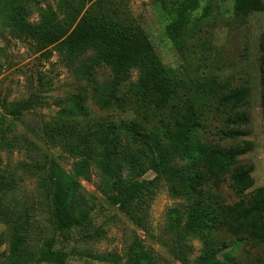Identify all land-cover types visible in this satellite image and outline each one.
I'll return each instance as SVG.
<instances>
[{
  "label": "trees",
  "instance_id": "trees-1",
  "mask_svg": "<svg viewBox=\"0 0 264 264\" xmlns=\"http://www.w3.org/2000/svg\"><path fill=\"white\" fill-rule=\"evenodd\" d=\"M203 1L169 0L172 19L164 27L166 37L175 39ZM111 5V0H62L63 17L58 22L49 23L42 16L37 25H32L21 8L13 14L10 23L19 36L42 47L53 46L60 61L76 79L91 82L97 69L108 68L113 73L109 84L93 88L102 106L118 100L117 88L134 68L137 80L129 92L143 111H159L170 102L174 90L155 54L154 44L139 25H120L107 16ZM234 11L238 14L264 12V0H234ZM260 46L261 102L264 105V33ZM212 84L214 87L213 78ZM247 94V88H239L216 95L215 102L227 114L224 119L227 129L220 132L224 138L243 135L240 126L247 123V116L237 109L245 103ZM80 100L73 96L57 102H71V106L60 107V115L38 132L44 144L59 147L71 160L72 174L57 162L46 160L42 152L20 166L28 171L33 169L34 173L45 168L47 171L38 178L34 201L40 210H45L53 227V235L43 245H38L40 238L34 233L35 223L26 206L29 200L25 197L11 200L9 194L14 192L15 177L0 170V217L7 223L10 237L5 264L66 263L65 243L75 230L88 234L86 231L91 225L96 199L83 189L79 179L90 181L93 172L99 177L98 192L112 196L119 210L139 227L146 222L148 199L153 195V181L141 179L149 170L156 179L163 177L169 183L172 196L192 199L184 223L178 209H172L168 215L167 229L173 234L171 252L182 264H240L227 255L228 249L243 241L264 244V188L258 189L248 203L240 202L231 207L222 206L213 195L204 197L199 189L206 177L214 179L213 184L217 185L223 175L231 173L232 187L242 195L249 187L248 181H244L251 171L235 167L238 157L250 149L249 145L225 149L199 141L206 103L197 105L192 100L173 126L146 131L142 124L134 122L122 124V128L109 124L84 129L75 118L78 111L83 112ZM34 107L32 95L30 100L8 110V114L17 117ZM0 143L3 144V138ZM30 150L40 152L33 143ZM175 159L187 165L178 167ZM217 230H225L233 240L219 241L216 246L206 240L200 254L190 263L193 247L188 238L198 235L202 240L206 232L209 239ZM130 251V264H154L138 242H133Z\"/></svg>",
  "mask_w": 264,
  "mask_h": 264
},
{
  "label": "rangeland",
  "instance_id": "rangeland-1",
  "mask_svg": "<svg viewBox=\"0 0 264 264\" xmlns=\"http://www.w3.org/2000/svg\"><path fill=\"white\" fill-rule=\"evenodd\" d=\"M111 3L107 16L120 25H139L154 44L155 54L174 90L170 102L159 111H143L129 92L137 80L134 68L127 80L119 84L118 100L102 106L93 88L109 84L113 73L108 68L97 69L91 82L76 79L60 61L53 46L42 47L19 36L10 23L13 14L21 8L32 25H37L42 16L49 23L58 22L63 17L62 0H0V137L3 138L0 170L15 177L14 192L9 194L11 200L19 197L29 200L26 206L32 214L40 246L53 235L47 213L34 202L38 178L47 171L45 168L34 173L33 169L28 171L20 166L42 152L46 160L57 162L72 174L71 160L59 147L44 144L38 132L60 115V107L71 106V102L56 103L73 96L82 99L83 112L78 111L75 118L84 129L109 124L122 128V124L134 122L142 124L146 131L155 130L178 122L179 115L192 100L197 105L206 103L199 141L225 149L249 145L250 149L238 157L235 167L251 171L244 181H248L249 187L242 195L235 192L231 173H227L217 185L213 184L214 179L206 177V182L199 186L203 196L213 195L222 206L231 207L240 202L248 203L258 189L264 188V105L260 81L264 12L238 14L234 11V0H204L183 31L171 39L164 34L165 25L172 19L169 0H111ZM239 88L248 89L245 103L237 109L247 116V123L240 126L243 135L224 138L220 132L227 129L224 120L227 114L215 102L216 95ZM32 95L33 109L17 117L8 114V110L30 100ZM30 143L40 152H32ZM174 162L178 167L187 165L178 159ZM141 179L153 181V195L151 200L149 196L146 222L142 227L119 210L112 196L98 192L99 177L95 172L90 181L79 179L83 189L96 201L88 234L75 230L64 245L68 253L65 264H130L134 241L140 244L143 253L149 254L154 264H182L171 252L173 234L167 229L168 215L172 209H178L184 223L192 199L172 196L169 183L163 177L156 179L151 170ZM204 235L202 240L198 235L188 238L193 247L190 263L200 254L206 240L215 246L219 241L233 240L225 230L211 233L209 239L206 232ZM9 245L7 223L0 217V264H5ZM227 252L240 264H264V244L243 241Z\"/></svg>",
  "mask_w": 264,
  "mask_h": 264
}]
</instances>
